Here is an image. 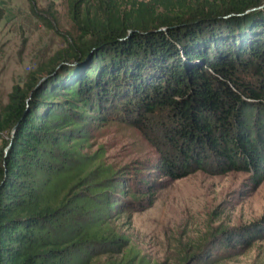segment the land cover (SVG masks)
<instances>
[{
    "label": "trees",
    "instance_id": "obj_1",
    "mask_svg": "<svg viewBox=\"0 0 264 264\" xmlns=\"http://www.w3.org/2000/svg\"><path fill=\"white\" fill-rule=\"evenodd\" d=\"M67 10L74 34L0 103V264L120 251L110 219L149 207L157 187L82 152L113 116L160 148L167 180L264 177V0H67Z\"/></svg>",
    "mask_w": 264,
    "mask_h": 264
},
{
    "label": "rangeland",
    "instance_id": "obj_2",
    "mask_svg": "<svg viewBox=\"0 0 264 264\" xmlns=\"http://www.w3.org/2000/svg\"><path fill=\"white\" fill-rule=\"evenodd\" d=\"M35 6L51 11V18L39 21L26 0H0L2 105L14 85H23L27 74L47 63L65 46L64 38L74 34L67 0H35ZM113 117L87 132L82 152L92 156L93 166H111L127 177L136 170L147 172L157 189L149 207L126 205L110 219L111 229L125 243L119 252L98 256L90 264H264V177L254 182L246 171L197 170L167 180L157 171L160 148ZM243 233L247 244L236 240H246Z\"/></svg>",
    "mask_w": 264,
    "mask_h": 264
}]
</instances>
